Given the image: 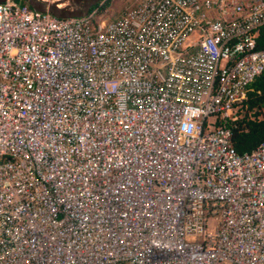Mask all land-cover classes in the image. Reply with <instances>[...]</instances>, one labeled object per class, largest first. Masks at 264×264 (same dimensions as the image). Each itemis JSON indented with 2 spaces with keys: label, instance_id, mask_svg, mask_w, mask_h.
Segmentation results:
<instances>
[{
  "label": "built area",
  "instance_id": "built-area-1",
  "mask_svg": "<svg viewBox=\"0 0 264 264\" xmlns=\"http://www.w3.org/2000/svg\"><path fill=\"white\" fill-rule=\"evenodd\" d=\"M98 12L0 4V264H264V0Z\"/></svg>",
  "mask_w": 264,
  "mask_h": 264
},
{
  "label": "trees",
  "instance_id": "trees-1",
  "mask_svg": "<svg viewBox=\"0 0 264 264\" xmlns=\"http://www.w3.org/2000/svg\"><path fill=\"white\" fill-rule=\"evenodd\" d=\"M18 4L25 8L23 3ZM108 5L107 1L92 11L100 8L103 12ZM236 108L239 119L232 125V146L239 154L252 152L264 142V74L248 88L245 98L237 103Z\"/></svg>",
  "mask_w": 264,
  "mask_h": 264
},
{
  "label": "water",
  "instance_id": "water-1",
  "mask_svg": "<svg viewBox=\"0 0 264 264\" xmlns=\"http://www.w3.org/2000/svg\"><path fill=\"white\" fill-rule=\"evenodd\" d=\"M8 1L21 2L31 11L48 14L58 19H82L105 0H61L55 3L43 0H0V4Z\"/></svg>",
  "mask_w": 264,
  "mask_h": 264
},
{
  "label": "rangeland",
  "instance_id": "rangeland-1",
  "mask_svg": "<svg viewBox=\"0 0 264 264\" xmlns=\"http://www.w3.org/2000/svg\"><path fill=\"white\" fill-rule=\"evenodd\" d=\"M107 1L109 2V5L105 11L101 12L100 8L96 9L99 11L98 13L104 21H112L120 17L126 9L135 6L138 2V0H105L101 3V6ZM262 112L264 114V108Z\"/></svg>",
  "mask_w": 264,
  "mask_h": 264
}]
</instances>
